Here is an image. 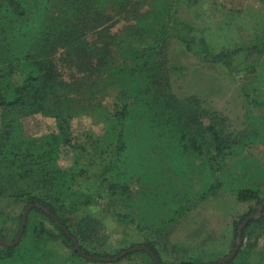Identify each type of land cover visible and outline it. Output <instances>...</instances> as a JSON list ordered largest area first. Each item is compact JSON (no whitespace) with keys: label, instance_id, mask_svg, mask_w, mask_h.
<instances>
[{"label":"trees","instance_id":"1","mask_svg":"<svg viewBox=\"0 0 264 264\" xmlns=\"http://www.w3.org/2000/svg\"><path fill=\"white\" fill-rule=\"evenodd\" d=\"M147 2L0 0V198L22 205L16 236L24 211L41 206L31 209L19 245H0V261L20 258L22 264H56L53 246L57 241L63 238L75 248L61 226L79 241L87 256L122 255L129 248L115 255L97 251L94 240L103 227L100 216L104 214L126 231L142 234L146 240L138 245L149 248L166 264L148 233L153 226L145 228V219L174 227L194 207L218 197L224 187V164L230 157L240 154L249 141L264 144V119L253 132L226 135L222 121L211 116L199 98H180L173 80L185 76L187 70L170 51L176 41L185 52L227 70H233L242 57L239 65L251 75L257 73L264 57V35L250 45L217 51L212 34L181 17L183 0H153L151 9L143 12ZM38 115L52 119L55 131L27 137L22 121ZM85 117L101 125L102 133L89 130L77 138L74 121ZM207 118L211 121L205 124ZM64 148L75 152L69 168L59 162ZM196 159L202 160L203 172L211 178L208 188L194 198L192 192H180L175 182L172 193L164 192L173 171L170 174L162 167L175 162L174 168L179 167L188 160L192 166ZM242 162L244 175L251 159L244 157ZM134 183L145 185L140 198L135 196ZM232 193L240 203L264 201L253 188ZM94 207L98 215L92 212ZM256 213L251 206L249 213L232 222L234 248L239 228ZM263 222L264 210L262 218L244 228L243 242L249 227ZM243 252L241 248L227 264H241L238 258ZM135 254L146 256L147 264H157L145 251ZM42 256L52 260L42 262ZM75 256L71 264L89 261L78 252Z\"/></svg>","mask_w":264,"mask_h":264},{"label":"rangeland","instance_id":"2","mask_svg":"<svg viewBox=\"0 0 264 264\" xmlns=\"http://www.w3.org/2000/svg\"><path fill=\"white\" fill-rule=\"evenodd\" d=\"M147 1L143 12L151 9L149 4H152L153 0ZM192 1L183 0L179 8L180 15L187 22L206 31L208 35L212 34L211 43L217 51L224 49L225 46L250 45L254 40L257 41V38L264 35V0ZM183 48L176 41L170 45L172 57L182 62L187 70L186 75L182 78L174 77L175 93L180 98L192 96L199 98L209 114L222 121L220 125L226 135H236L245 130L250 132L256 130L257 122L264 119V57L257 73L249 75L243 71V65H239L243 63L242 57L236 60L234 65L237 66L232 68L233 70H227L220 64L200 60L193 54L185 52ZM255 117L258 119L256 120ZM210 121L208 118L204 119L205 124ZM22 125L27 137H39L55 131L54 121L39 115L25 118ZM89 130L97 134L102 133L101 125L94 124L93 120L88 117L74 121V133L77 138ZM250 142L240 154L230 157L224 164L222 178L224 187L217 198H211L194 207L174 227H172L173 225L157 226V223L151 222V218L145 219V228L153 226L148 233L154 237L156 247L166 264L185 262L214 264L227 257L236 248L233 247L232 222L249 213L251 206L257 209L259 205L238 202L232 190L253 188L259 191L261 198L264 199V144ZM74 156L75 152L72 149L64 148L61 150L59 158L60 165L64 168L71 167ZM244 157H250L251 168L242 175L241 168ZM188 161L190 162V160ZM189 162L175 168L173 165L176 162L173 165L162 167L164 171L168 169L170 174L173 171V176L170 177L172 184L169 182L168 188H164V192H171L175 188V182H179L178 190L180 192H184V190L192 192L194 198L199 191L208 188L211 178L207 177V172H203L205 167L201 164L202 160H193L192 166ZM192 167L196 169L189 170ZM132 185L136 191L135 196L138 198H140L139 194L144 195L146 192L145 185L142 187L139 183ZM173 194L175 193L173 192ZM141 208L147 209L144 206ZM144 210L143 212H145ZM98 211L97 207L92 209L96 215L99 214ZM21 214H23L22 205L8 198H0V233L8 244L13 243L17 238L15 235L16 220ZM253 216L256 214L251 215V217ZM100 217L103 227L94 241L97 251H100L101 254L115 255L118 250L124 248L130 250L143 246L138 245L143 244L146 240L142 234L126 231L113 218L104 214H101ZM48 227L53 228L50 223ZM63 240L61 238L53 246L56 251L53 261H58L56 264H63L61 260L68 259V264H71V261L76 259L75 252L78 251L64 243ZM77 242L79 243L78 240ZM79 245L81 247L80 243ZM134 245L135 247H132ZM241 248L244 252L238 258L239 263L264 264V222L262 224L254 223L249 227L248 235L242 242ZM133 253L131 256H127V254L119 261L93 262L89 260L83 264L148 263L146 256ZM18 259L20 258L0 261V264H22L23 262ZM49 260L51 261L52 258L42 256V262Z\"/></svg>","mask_w":264,"mask_h":264},{"label":"water","instance_id":"3","mask_svg":"<svg viewBox=\"0 0 264 264\" xmlns=\"http://www.w3.org/2000/svg\"><path fill=\"white\" fill-rule=\"evenodd\" d=\"M33 207H37V208H41L40 205H32V206H29L26 210H25V213H24V216H23V223H22V226H21V229H20V232L16 238V240L11 243V244H8L4 241V239L0 236V245H2L3 247L5 248H14L16 247L17 245H19L23 235H24V231H25V226H26V223H27V220H28V215L31 211V209ZM45 212H47L48 214H50L53 219L55 221L58 222L57 218L55 216L52 215V213L46 209V208H43ZM263 210H264V202L261 203L258 207H257V213H256V216H253V217H249L242 225L241 227L239 228V231H238V237H237V242H236V248L233 250V252L231 254H229L227 257L223 258L222 260L214 263V264H227L231 261H233L235 259V257L237 256L239 250H240V247L242 245V242H243V231H244V228L249 224L250 221L252 220H257L259 218L262 217L263 215ZM59 223V222H58ZM61 229L67 234V236L72 240L75 248L77 249V251L79 252V254L84 258V259H87V260H91L93 262H112V261H119L120 259H122L123 257H125L127 254L129 253H133V252H141V251H145L147 252L148 254H150L153 259L156 261L157 264H162L161 261L158 259V257L149 249L147 248L146 246H139V247H135L133 249H130L129 251L123 253L122 255L120 256H117L115 257L114 259H108V258H94V257H89L87 256L81 249L79 243L77 242V240L66 230L65 227L61 226Z\"/></svg>","mask_w":264,"mask_h":264}]
</instances>
